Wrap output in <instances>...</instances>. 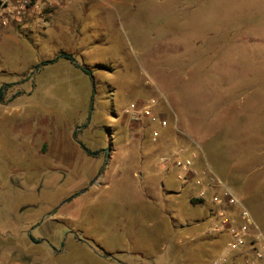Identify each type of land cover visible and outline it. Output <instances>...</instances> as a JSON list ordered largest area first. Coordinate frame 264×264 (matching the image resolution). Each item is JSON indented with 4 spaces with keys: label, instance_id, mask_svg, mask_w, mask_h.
<instances>
[{
    "label": "rangeland",
    "instance_id": "374dc122",
    "mask_svg": "<svg viewBox=\"0 0 264 264\" xmlns=\"http://www.w3.org/2000/svg\"><path fill=\"white\" fill-rule=\"evenodd\" d=\"M7 30L0 264H211L227 236L208 233L210 193L161 162L179 149L264 236V0H49ZM60 52L92 79L41 67ZM150 98L168 120L155 140L123 114Z\"/></svg>",
    "mask_w": 264,
    "mask_h": 264
},
{
    "label": "built area",
    "instance_id": "2783aa9c",
    "mask_svg": "<svg viewBox=\"0 0 264 264\" xmlns=\"http://www.w3.org/2000/svg\"><path fill=\"white\" fill-rule=\"evenodd\" d=\"M49 0H0V35L8 28L24 24L29 17L39 14L41 7ZM158 98L129 103L123 114L131 122H147L153 126L150 137L155 140L168 125L166 117L158 113ZM195 156L183 149L172 156L161 158L165 165L177 170L176 178L184 184L191 183L199 189L198 198L208 192L215 205V221L209 227L210 235L227 236L224 252L211 264H230V257H237L241 264H264V236L255 229L247 210L224 183L205 166L200 171L194 167ZM237 208V216L228 215L226 208Z\"/></svg>",
    "mask_w": 264,
    "mask_h": 264
},
{
    "label": "trees",
    "instance_id": "16d2710c",
    "mask_svg": "<svg viewBox=\"0 0 264 264\" xmlns=\"http://www.w3.org/2000/svg\"><path fill=\"white\" fill-rule=\"evenodd\" d=\"M59 60L69 61L76 69H79L84 75L91 77L92 73H91V71L88 68H86L85 66L79 65L74 60V58H73V56L71 54H68V53H65V52H60L53 59H50L48 61L42 62L41 63V67L42 66L45 67V66H48V65H52V64L58 62ZM38 67L39 66H36V68H38ZM18 95H20L19 92L14 94L12 98L17 97ZM3 100H4V88H1L0 89V103L3 102ZM74 138L76 139V135H74ZM79 145H80L81 149H83L86 153H91V152L87 151V149L82 144H79ZM31 239L34 240L33 237ZM97 248L100 249L98 246H97Z\"/></svg>",
    "mask_w": 264,
    "mask_h": 264
},
{
    "label": "crops",
    "instance_id": "0c3cea01",
    "mask_svg": "<svg viewBox=\"0 0 264 264\" xmlns=\"http://www.w3.org/2000/svg\"><path fill=\"white\" fill-rule=\"evenodd\" d=\"M14 28H15V27H14ZM7 31H8V30H7ZM174 179H176L175 181H178L177 178H176V176H175ZM178 182H179V181H178ZM161 183H162V185L165 187V185L163 184V182H161ZM173 185H174V184H173ZM173 190H174L175 192L178 191V190H175V189H173ZM168 192H170V189L168 190ZM170 196H171V195H170ZM171 199H172V198H171ZM172 200H173V199H172ZM172 200H171V201H172ZM177 216H178V218H179V215H177ZM172 218H173V217H172ZM238 264H241V263H238Z\"/></svg>",
    "mask_w": 264,
    "mask_h": 264
},
{
    "label": "water",
    "instance_id": "95a60500",
    "mask_svg": "<svg viewBox=\"0 0 264 264\" xmlns=\"http://www.w3.org/2000/svg\"><path fill=\"white\" fill-rule=\"evenodd\" d=\"M91 79H92V77H91ZM107 153H108V149L107 150H105ZM78 194H76L75 196H77ZM68 201V200H67ZM66 201V202H67ZM27 234L29 235V232H27ZM122 264V263H121Z\"/></svg>",
    "mask_w": 264,
    "mask_h": 264
}]
</instances>
